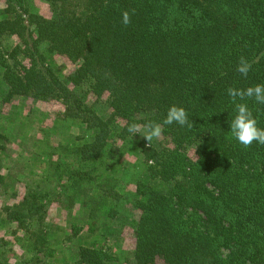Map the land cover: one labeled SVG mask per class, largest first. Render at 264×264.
Here are the masks:
<instances>
[{
	"label": "trees",
	"instance_id": "obj_1",
	"mask_svg": "<svg viewBox=\"0 0 264 264\" xmlns=\"http://www.w3.org/2000/svg\"><path fill=\"white\" fill-rule=\"evenodd\" d=\"M41 1L51 17L28 11L24 0H0V97L55 100L61 120L82 133L64 144L41 137L32 144L38 153L25 150L33 154L27 168L37 183L16 206L3 207L6 220L37 235L34 252L50 256L43 237L49 205L78 207L66 223L69 239H77L73 264H119L105 245L107 219L116 217L121 199L111 178L118 143L133 137L129 124L162 123L175 105L194 127L165 125L169 146L140 143L134 248L123 264H264V145L244 148L231 136L236 111L227 95L229 87L264 84V0ZM132 10L124 26L121 14ZM6 35L16 43L3 44ZM43 50L78 65L61 78ZM240 57L252 64L247 78L236 70ZM83 81L91 82V104L69 86ZM102 100L104 116L95 109ZM243 102L264 129V105ZM11 138L0 128L1 152L10 150ZM191 146L194 158L186 152ZM3 181L0 174V192ZM41 262L35 255L24 264Z\"/></svg>",
	"mask_w": 264,
	"mask_h": 264
},
{
	"label": "rangeland",
	"instance_id": "obj_2",
	"mask_svg": "<svg viewBox=\"0 0 264 264\" xmlns=\"http://www.w3.org/2000/svg\"><path fill=\"white\" fill-rule=\"evenodd\" d=\"M27 10L36 12L45 18L51 17L49 5L41 0H24ZM0 3V11L3 8ZM14 36H4L2 43L12 46L16 43ZM46 63L61 78L68 76L76 67L77 63H71L56 53H46ZM70 88L77 96L86 103H93L94 100L90 93L91 82L83 81L79 85ZM96 111L104 116L108 113V106L105 100L95 103ZM63 106L46 98L40 100L33 95L23 98L11 99L8 102L2 101L0 97V128L8 134L14 135L17 139L12 140L8 146V152H1L3 157L4 168L0 170L4 181L0 192V260L6 259V264H24L33 257L39 256L42 264H73L72 250L77 245L75 238L69 239V232L66 229L67 224L77 215L78 207L72 210H64L58 201H54L49 205L46 215L44 229V247L50 256H45L43 252L35 253L33 250V242L38 241L37 235H29L9 223L3 212L5 206H16L25 193L26 186H34L36 184V176L28 174V166L34 159L33 153H38L39 149L32 146L41 137H49L51 144H61L68 139L82 133L77 124L70 121H62ZM143 134V130L140 135ZM139 134L130 138L128 142L118 143L117 153L120 156L119 167L113 172L111 178L114 188L121 195V199L116 204L114 210L117 214L115 218L107 219L110 231L107 232V245L109 253L116 257L119 264L130 262L132 251L134 248V227L136 213L134 211V179L139 174L142 164V155L140 143L145 147L158 148L169 146V140L161 137L159 140H153L152 146H148V142ZM27 147V148H25ZM148 149V148H147ZM70 149H67L68 152ZM48 148L43 145V152ZM53 151V150H52ZM187 155L194 158V147L186 149ZM50 161V160H49ZM45 161L43 163H46ZM37 165V164H33ZM47 165V164H46ZM48 186L47 184H44ZM12 195V199L10 198ZM107 206L103 205L101 214L106 215ZM97 214H99L97 212ZM67 223V224H66ZM156 264H162L157 262Z\"/></svg>",
	"mask_w": 264,
	"mask_h": 264
},
{
	"label": "clouds",
	"instance_id": "obj_3",
	"mask_svg": "<svg viewBox=\"0 0 264 264\" xmlns=\"http://www.w3.org/2000/svg\"><path fill=\"white\" fill-rule=\"evenodd\" d=\"M135 10L123 11L121 16V23L124 26H128L131 23V17L134 15ZM252 69V64L244 57L239 58L237 65V72L244 78H247L248 73ZM227 95L230 98V102L235 106L236 115L230 122V134L240 143L244 148H249L253 143L264 145V129L257 126L258 121L254 117L253 112L249 109L247 103H244L246 99H254L258 104L264 105V84H258L248 87L247 89H235L229 87L227 89ZM177 124L181 127H187L192 129V120H189L187 111L183 107L171 106L164 120L157 122L155 120H147L144 123H131L127 126V132L133 137L137 134L140 135L143 130L142 136L147 142L148 146H152V141L159 140L163 135L165 125ZM196 155V150H195ZM197 157V156H196ZM198 159V157H197ZM152 163V161H149Z\"/></svg>",
	"mask_w": 264,
	"mask_h": 264
}]
</instances>
